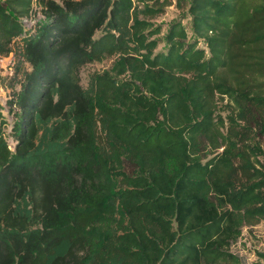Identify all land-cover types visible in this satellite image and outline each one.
I'll return each mask as SVG.
<instances>
[{
  "label": "trees",
  "instance_id": "obj_1",
  "mask_svg": "<svg viewBox=\"0 0 264 264\" xmlns=\"http://www.w3.org/2000/svg\"><path fill=\"white\" fill-rule=\"evenodd\" d=\"M188 1L162 40L180 0H0V264H243L264 221V0Z\"/></svg>",
  "mask_w": 264,
  "mask_h": 264
},
{
  "label": "rangeland",
  "instance_id": "obj_2",
  "mask_svg": "<svg viewBox=\"0 0 264 264\" xmlns=\"http://www.w3.org/2000/svg\"><path fill=\"white\" fill-rule=\"evenodd\" d=\"M176 1V0H175ZM181 6L172 5L166 9V11L156 17L154 22L157 25L162 26V34L160 35L162 40L165 37L166 31L169 27V24L187 13L188 0H180ZM161 47L164 46V42L160 44ZM113 67V60L111 58H106L102 61H95L87 64L81 70L82 84L87 86L89 76L93 72H103L105 70H111ZM12 71L10 60L0 65V77L7 76L9 72ZM11 89V88H9ZM12 92H8L7 87L0 85V101L7 102L10 98ZM218 114L222 115L225 120L233 114V110L230 105L227 104V101L220 103L218 108ZM10 117V124L14 123L15 118L12 115ZM9 143L11 146H14L15 141L13 138H9ZM264 150V144H262ZM264 160V155L262 157ZM233 250L238 253L243 264H264V221L254 227H246L244 229L243 235L238 241L237 244L233 246Z\"/></svg>",
  "mask_w": 264,
  "mask_h": 264
},
{
  "label": "built area",
  "instance_id": "obj_3",
  "mask_svg": "<svg viewBox=\"0 0 264 264\" xmlns=\"http://www.w3.org/2000/svg\"><path fill=\"white\" fill-rule=\"evenodd\" d=\"M35 9H37V6H36V4H35ZM41 17V14L39 13V12H36V11H32L31 12V15L29 16V17H24L23 19H22V21H23V23L25 24V25H27L28 27H32V26H34L35 25V22L39 19ZM7 59L8 60H10V64H11V68H12V65H13V63H14V58H13V56H9V57H3V56H0V65H4V63L7 61ZM13 71V70H12ZM12 71L11 72H9L8 74H11L12 73ZM8 89V92H12V89H9V88H7ZM3 105H5L6 103L5 102H1ZM4 114L7 116V118H8V121H10V114H9V112H8V109L7 108H5V110H4ZM13 117V116H12ZM9 129V131L11 130V124H10V122H9V127H8ZM11 138V137H10Z\"/></svg>",
  "mask_w": 264,
  "mask_h": 264
}]
</instances>
